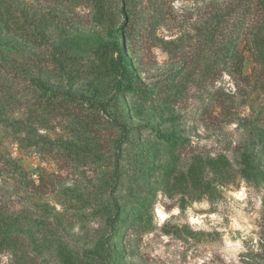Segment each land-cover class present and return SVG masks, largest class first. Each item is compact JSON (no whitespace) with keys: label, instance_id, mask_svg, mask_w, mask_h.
Segmentation results:
<instances>
[{"label":"rangeland","instance_id":"obj_1","mask_svg":"<svg viewBox=\"0 0 264 264\" xmlns=\"http://www.w3.org/2000/svg\"><path fill=\"white\" fill-rule=\"evenodd\" d=\"M228 1L138 0L136 18L126 0L0 3V34L24 43L22 60L41 48L32 38L60 43L75 74L49 84L107 103L52 117L32 145L0 121V214L31 225L0 247V264H264V67L244 47L264 20L254 13L238 34L233 21L216 25ZM222 36L236 40L231 60L212 51ZM5 42L0 50L22 55ZM121 69L132 91L117 98L119 120L137 135L118 150ZM5 74L0 118L22 119L39 93Z\"/></svg>","mask_w":264,"mask_h":264},{"label":"trees","instance_id":"obj_2","mask_svg":"<svg viewBox=\"0 0 264 264\" xmlns=\"http://www.w3.org/2000/svg\"><path fill=\"white\" fill-rule=\"evenodd\" d=\"M0 3L5 5L4 0H0ZM138 0H126V6L128 7L129 13L132 14L133 18L137 16L132 13L133 9L136 8ZM1 5V4H0ZM3 9V8H2ZM7 9L4 7V10ZM103 9H98L101 11ZM264 0H229L226 7L220 14H217L215 23L222 28L223 23L234 22V29L237 31L240 30V26H245L247 28L250 26L249 20L251 15L257 13L261 20H264ZM263 12V15H262ZM129 13L126 14L129 17ZM262 17V18H261ZM2 19L1 10H0V21ZM253 20V18H252ZM254 22V21H251ZM262 23L258 25H254L251 27L250 36L246 38L245 41V49H247L250 54L253 56L254 61L259 65L264 67V33L261 27ZM254 28V29H253ZM254 30V31H253ZM45 31L42 30V37L45 36ZM225 35V34H224ZM4 38H3V37ZM2 39H5L4 44H10L11 46L17 48L20 53V57L13 58L8 55V52L4 50H0V91L4 89L2 83H4L3 77L6 75L5 73L15 74L18 77V80L23 84V86L32 87V90L38 92V96L32 101L29 102L25 106L24 118L16 119V120H1L10 125L13 129L14 133L24 132V140L28 141V145H32L35 143L33 138V134H36L37 126L47 127L48 123H50L52 117L61 116L64 114L66 110H70L71 108H79L84 110V113H95L96 106H98V110H102L104 112L107 111V103L104 102H96V98H92L91 96H87L83 93L73 92L71 89L62 90L58 87H52L49 84V78L53 76H66L67 79H73L74 71L72 68V64L68 62V55L65 47H63L60 43L55 42L54 40L50 41L46 37L44 40V44H39L34 42L33 38L25 43H32L40 45L36 52L31 46V51L28 54L31 55V60L27 61L22 60V58L26 55V47H24V43L14 40L13 37H9L6 34H0ZM120 41L116 46L117 53L123 56V52L125 49L124 37L125 33L120 35ZM236 38V37H235ZM0 39V41L2 40ZM26 41V40H25ZM217 39L212 40V51H214L221 58L227 57V59H232L237 51L236 48V40L233 37H228L227 40L222 36L220 41L216 42ZM226 41V42H225ZM224 52V50H226ZM241 54V53H240ZM243 55V54H241ZM23 56V57H22ZM243 57V56H242ZM216 61L211 62L208 65V68L212 70L216 66ZM42 62L47 65L46 67L42 64ZM122 69L119 70L118 74H116V78L114 81L115 93L114 97L116 98L114 116L112 117L113 125L117 128L120 133L117 138V149L119 150L120 142L126 141L128 139L134 140L136 138L137 132L136 130L128 131L125 123L120 119L121 115H123L122 108H119L118 104V96L119 94H123L125 92L132 91V84L129 82L122 81L123 73ZM5 72V73H4ZM41 75H45V77L41 78ZM2 77V78H1ZM144 91V90H142ZM97 103V104H96ZM61 111V112H60ZM85 129H89L88 124H84L81 128L82 131ZM40 136V135H39ZM42 138H44L41 135ZM130 137V138H129ZM164 141H169L171 144H177V139H174L171 136H162ZM33 141V142H32ZM74 152H76L74 150ZM118 157V155H116ZM243 176L249 177L252 173V163L250 161L249 155H243ZM186 177L189 181H194L195 170L193 165L190 167ZM23 228L29 229L31 225L25 219L18 215H2L0 214V247L4 249H9L11 247L17 246L18 242V232Z\"/></svg>","mask_w":264,"mask_h":264}]
</instances>
